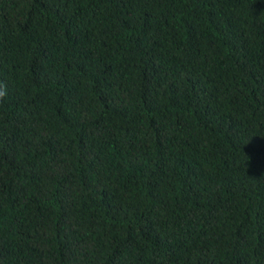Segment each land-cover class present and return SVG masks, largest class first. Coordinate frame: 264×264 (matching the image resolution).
I'll list each match as a JSON object with an SVG mask.
<instances>
[{"label":"trees","instance_id":"1","mask_svg":"<svg viewBox=\"0 0 264 264\" xmlns=\"http://www.w3.org/2000/svg\"><path fill=\"white\" fill-rule=\"evenodd\" d=\"M0 264H264V0H0Z\"/></svg>","mask_w":264,"mask_h":264},{"label":"clouds","instance_id":"2","mask_svg":"<svg viewBox=\"0 0 264 264\" xmlns=\"http://www.w3.org/2000/svg\"><path fill=\"white\" fill-rule=\"evenodd\" d=\"M7 95V88L4 85H0V100Z\"/></svg>","mask_w":264,"mask_h":264}]
</instances>
